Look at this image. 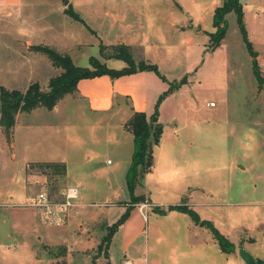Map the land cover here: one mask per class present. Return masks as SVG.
Here are the masks:
<instances>
[{
  "label": "rangeland",
  "instance_id": "1",
  "mask_svg": "<svg viewBox=\"0 0 264 264\" xmlns=\"http://www.w3.org/2000/svg\"><path fill=\"white\" fill-rule=\"evenodd\" d=\"M221 1L23 0L18 7L0 3V86L23 91L38 81L47 87L60 72L32 50V44L68 52L81 66H91L94 58L116 72L126 62L104 59L101 45L129 44L136 63L145 58L158 65L159 73L121 76L118 88L137 96L144 90V97H138L142 110H157L165 130L154 146L153 167L135 191L149 204L128 209L134 140L124 126L129 113L125 102L117 110L93 113L80 91L79 97L68 95L52 109L40 106L19 113L11 138L0 126V196L6 201L0 206V264H106L104 254L96 257L107 234L101 225L124 217L110 249L111 264H123L124 224L132 236H140L132 254L135 264L167 259L175 252L192 264H216L221 250L209 226L197 228L189 214L157 210L179 204L210 221L238 252L244 248L256 257L264 253V84L259 88L241 34L234 30L235 13L227 15L226 46L209 49ZM69 6L84 22L65 13ZM8 11L14 14L8 17ZM198 29L201 34L193 31ZM85 81L86 92L97 90L95 80ZM44 161H65L64 180L29 169L30 163ZM201 161L204 169L199 172ZM43 186L55 193L75 186L80 192L71 229L46 224L51 228L42 235L49 243L29 232L27 220L43 222L33 206H21L30 201L27 187L36 195ZM188 225L193 229L184 231ZM61 251L66 254L59 255ZM238 258L247 264L240 252Z\"/></svg>",
  "mask_w": 264,
  "mask_h": 264
},
{
  "label": "trees",
  "instance_id": "2",
  "mask_svg": "<svg viewBox=\"0 0 264 264\" xmlns=\"http://www.w3.org/2000/svg\"><path fill=\"white\" fill-rule=\"evenodd\" d=\"M232 12L235 13L237 17V23L242 33L243 40L253 58L254 74L258 80L259 88H262L264 77L256 59L257 53L251 42L248 40L247 29L244 22V11L240 0H223L222 5L216 8L214 14L215 31L209 32V49H216L225 40L228 31L227 15ZM65 13L75 20L84 22L83 18L74 11L71 6L66 7ZM31 49L45 55L52 66L60 69V72L50 78L47 87H43L38 81L31 82L23 91L0 86V126L4 128L10 138L19 113L31 111L40 106L52 109L59 100L68 95L79 97L80 90L78 84L82 79L94 78L102 75H109L115 79L140 71L158 72V65L156 63L148 62L145 58H141L136 63L131 45L125 43L117 45L102 44L100 48V54L104 59H121L126 62L127 65L117 72L99 64L94 58L91 60V66L78 65L70 53L61 51L48 44H34L31 45ZM124 98L131 112V116L125 122L124 126L134 137V150L127 173V184L132 195V200L129 202L128 209H131L133 208L132 204L149 203L145 196L136 195L135 191L138 182L146 173L150 172L153 167L154 146L160 143L164 127L163 123L158 119L157 110L154 114L148 115L145 111L135 109L131 103V97L129 95H126ZM30 168H33L34 170L36 169L38 173L47 177H61L67 173V164L65 161L35 162L29 164V169ZM157 210L162 214H166L171 210L188 213L195 223L209 226L212 229L215 240L219 243L221 249L225 253L235 251V244L232 241L221 234L210 221L202 220L198 212H195L187 204L170 205L168 206V210L162 208H158ZM124 219L125 217L113 225H108L106 223L101 225L103 228L105 227L107 229V234L104 235L101 243L98 245L99 251L97 254L99 255L96 257L104 254V258L107 259L106 264H110L109 247L112 237L122 225ZM60 254L66 253H62L61 251L59 255ZM59 255L55 254V256ZM256 260V264H264V260ZM63 264L68 263L64 262ZM93 264L97 263L93 260Z\"/></svg>",
  "mask_w": 264,
  "mask_h": 264
},
{
  "label": "crops",
  "instance_id": "3",
  "mask_svg": "<svg viewBox=\"0 0 264 264\" xmlns=\"http://www.w3.org/2000/svg\"><path fill=\"white\" fill-rule=\"evenodd\" d=\"M22 1L23 0H0V3L4 2L7 6L8 5H10V6H12V5L15 6L16 5L18 7L19 5L21 6ZM240 1H241L242 6H243L244 22H245V26H246V29H247L248 40L251 42L254 50L257 53V58L256 59H257V61L259 63V67H260V70H261L262 75H263L264 74V0H240ZM222 3H223V1H221V5H222ZM12 13L13 12H9L8 11V13H6V15L9 17V16H12L14 14V13L13 14ZM184 30H190V29H184ZM234 30H236V32H239L241 34L240 44L243 46L244 51L249 54V63H250V66L252 68V71H253V58L250 55V53L248 51V48H247V45H246V43L243 40L242 33H241V31L239 29V26H238V23H237V17H236V26L234 27ZM193 31L196 32V34H201V29H198V31L197 30H193ZM227 33H228V31H227ZM227 40H228V35H226V38L223 41V43L219 47H217L216 49L223 48L224 46H226ZM32 45H34V44H32ZM230 54L231 53L229 52V56H230ZM227 61L229 62V60H227ZM146 72H153V71H140V72H136V73H133V74H130V75H134L135 74V76H141L142 74H146ZM253 75L255 76L254 71H253ZM118 78L113 79L109 75H102V76H97V77H94V78H86V79L80 80V82L78 84V87H79L80 91L83 93L81 99L87 101V103L85 102V104H86L87 108L91 112H93V113H98V112L102 113V112H106V111L107 112H111V111L117 110V109H119V107L121 105H123L121 103H123V102L126 103V101L122 100L126 95H129L131 97V103H132L133 106L135 105L134 107H135L136 110L144 111L142 109L145 108V106L144 107L141 106V103L139 102V98L138 97L143 98L144 95H145V91L141 90L140 96H137L136 94H134V92H128V91H125V90H123V92H122V89H119L120 86L118 88V85L120 84V83H118V80H119ZM255 78H256V76H255ZM87 79L95 80V83H96V85L98 87L96 91H90V92L87 91L86 92L84 90L87 87V83L85 81ZM86 93H87V95H86ZM118 99H120V100L118 101ZM212 104H213V102H211V105ZM125 105H126V108H127V113L129 112L130 114L128 113V114L125 115V117L123 119L124 122H126L131 116V112H130L129 106L127 105V103ZM143 105H145V104H143ZM155 111L156 110H154L151 114H148L147 112L146 113L148 115H152V114L155 113ZM158 119H159V117H158ZM253 128H254V126H253ZM164 133H165V130L163 128V134ZM163 134L161 136L160 142L162 141ZM133 140H134V137H133ZM203 151L206 152L207 150L205 149ZM12 154H13V158H16V152L13 151ZM108 162H110V160H108ZM237 167L241 168L242 170H247L246 166L239 165ZM203 169H204V167H202V161H201L200 167H199V172H202ZM31 174L32 173H29L28 175H31ZM59 178L61 180H64L63 176H61ZM30 184L31 183L28 181L27 185H29V187H30ZM29 187H27V198L28 197L31 198L32 196H34V195H31V190L30 189H32V187L30 189H29ZM1 196H0V206H2V204L5 205V202H6V201H4V197L1 198ZM9 197L11 198L10 200H12V199L14 200L16 195L11 194ZM147 204H149V203H147ZM21 206L30 207L29 202L28 203H24ZM30 208H33V207H30ZM33 210L35 211L36 209L33 208ZM76 211L74 210V213H72L71 218L69 219V221L65 225H63L61 227H64V226L68 227L69 226V229H71V226L75 224L74 217H75ZM171 211L181 212V211H178V210H171ZM171 211H169V212H171ZM36 212L37 211H35V213ZM182 213H185V212H182ZM15 214H18V213H15ZM37 214H38V212L36 213V215ZM185 214L188 215V213H185ZM97 216H98V214H97ZM27 222H28L27 223L28 229H29V232L31 234L37 236V238L39 240L43 241V242H48V241H44L43 240L44 236L42 235V232H43L44 229L51 228L50 226L48 227V225H46V223L44 221L40 222V221H38L36 219H29V220H27ZM15 225L16 224H14V226ZM126 226H127L126 224L123 225V231L125 233H127V234H125L127 237L124 236V237H126V238H124L125 242L123 243V245H121L122 248H123V256L120 259H122L123 264H125L126 262H128L129 264H135V260L137 259V257L132 256V254L134 255V250L136 251L137 248H138L137 247V242H138L137 237L139 236V233H137L135 236H132L131 235V230L129 228L126 229ZM199 226H200V224H196L197 228ZM17 228L18 227H16V229ZM192 229H193V226H189V225L185 226V227L183 226V230L184 231L188 230V232H189V230H192ZM59 233H60V235L62 237H64V235L62 233V230L59 231ZM142 235H141V237H142ZM114 236H115V234H114ZM114 236L112 238L111 245H110V248H109L110 257H111L110 249H111V246H113L114 239H115ZM153 243L161 244V240H159V242L157 240L156 241L152 240L151 244H153ZM147 246H148V240H146V247ZM219 247H220V245H219ZM235 249L236 250L231 252V253H225L220 247V250H221L220 254L221 255H220V258H219V260H218V262L216 264H224L225 260H226V264H229V263H231V264H240L239 263L240 261H239V258H238L239 252H238V248L236 247V245H235ZM223 254L224 255L226 254V259H225V256ZM128 255H131V256L129 257ZM255 258L264 260V253L260 254V256H257V257L255 256ZM91 260H93V259H91ZM144 260L146 262L149 261V260H147V258H144ZM192 261H193L192 259H188L187 260L185 258H182V257L178 256L177 252H175L174 255L172 257H170V258H167V259H164V258L153 259V261H151L149 263L147 262L146 264H192ZM210 261H211V259H210ZM92 264H93V262H92ZM110 264H111V260H110Z\"/></svg>",
  "mask_w": 264,
  "mask_h": 264
},
{
  "label": "built area",
  "instance_id": "4",
  "mask_svg": "<svg viewBox=\"0 0 264 264\" xmlns=\"http://www.w3.org/2000/svg\"><path fill=\"white\" fill-rule=\"evenodd\" d=\"M79 198L80 192L75 186L65 187L59 193L44 186L38 194L30 198L29 205L36 209L46 224L63 226L71 218L74 208L81 205Z\"/></svg>",
  "mask_w": 264,
  "mask_h": 264
},
{
  "label": "water",
  "instance_id": "5",
  "mask_svg": "<svg viewBox=\"0 0 264 264\" xmlns=\"http://www.w3.org/2000/svg\"><path fill=\"white\" fill-rule=\"evenodd\" d=\"M65 2L67 3V0H65ZM239 252H240L241 257L244 259V261L247 264H256L257 260L255 256H253L250 252H248L244 248H241Z\"/></svg>",
  "mask_w": 264,
  "mask_h": 264
}]
</instances>
